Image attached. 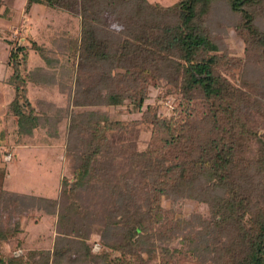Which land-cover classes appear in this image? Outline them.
<instances>
[{"label":"trees","instance_id":"16d2710c","mask_svg":"<svg viewBox=\"0 0 264 264\" xmlns=\"http://www.w3.org/2000/svg\"><path fill=\"white\" fill-rule=\"evenodd\" d=\"M36 3L81 15V42L72 55L33 38L11 47L14 140L33 141L38 125L57 136L69 108L54 112L40 97L38 111L28 83L67 86L70 96L76 58L78 73L102 69L106 93L94 103L132 100L150 133L140 148V120L127 124L98 109L72 113L73 174L57 196L6 189L1 159L0 202L19 216L5 221L0 206V264H170L183 257L264 264V0H27L26 9ZM6 6L0 0V15ZM221 26L241 37L242 55L232 53ZM31 50L43 63L30 66ZM164 84L181 95L178 115L161 116L152 104L142 109L151 85ZM189 199L204 209L184 213ZM33 212L53 215L55 233L23 237V253H7L2 242L18 239L22 216Z\"/></svg>","mask_w":264,"mask_h":264},{"label":"rangeland","instance_id":"374dc122","mask_svg":"<svg viewBox=\"0 0 264 264\" xmlns=\"http://www.w3.org/2000/svg\"><path fill=\"white\" fill-rule=\"evenodd\" d=\"M7 6L0 15V132L7 129V134L0 136V150H2L0 160L7 164L8 175L4 180L6 189H13L21 193H37L48 196H57L60 193L64 177L73 174V159L68 157L69 129L71 115L82 110L98 109L103 115L121 119L127 124H133V120H140L139 125L143 134L139 143L140 148L146 146L145 141L149 139L148 123L142 121L143 111L134 108L132 100L127 99L120 105H107L94 103L100 96H104L106 91L100 85L101 68H88L87 70H77L78 59L76 58L73 81L71 83V93L67 96V86L47 89L28 83L29 97L36 104L40 97L46 98L48 104L54 105V112L58 106L68 107V115L62 116L57 124V136H50L47 129L42 126L36 127V134L33 141L17 143V133L14 131L12 120L18 121V117L13 115L9 108V101L13 98V82L15 75L9 63L10 49L14 45L29 43L28 39L37 40L42 46L51 51L75 54L81 42V15L64 12L59 8L48 7L40 3L32 6L31 10L26 9L27 0H6ZM170 5L177 0H153ZM107 20L112 27L120 28L119 25L108 12L105 13ZM220 32L235 50L236 55H242L244 43L241 37L233 28L220 27ZM30 66L43 63L42 58L35 50H31L29 56ZM104 68L107 61L103 60ZM80 70V69H79ZM85 72L82 75V72ZM167 86L151 85L149 96L145 100L142 109H146L148 104H152L161 116L170 117L178 115L179 101L181 95L169 93ZM37 105L39 111V105ZM63 113V112H62ZM12 115V116H10ZM18 127V124H16ZM264 131V129H263ZM9 150H5L9 148ZM7 202V201H6ZM3 219L6 221L12 215V220L18 218L19 212L8 213L7 203H1ZM184 213H190L194 209H204L205 205L195 201L186 200L183 202ZM22 215L20 214V217ZM22 223L24 231L20 233L18 239L3 241L2 248L7 253L19 255L23 253V248L19 240L27 237L30 241L39 235H52L55 233V217L44 212H33L23 215ZM93 248L100 250L101 242L98 237L92 236ZM180 239L177 240L179 245ZM99 246V247H98ZM170 264H193L185 257Z\"/></svg>","mask_w":264,"mask_h":264},{"label":"built area","instance_id":"2783aa9c","mask_svg":"<svg viewBox=\"0 0 264 264\" xmlns=\"http://www.w3.org/2000/svg\"><path fill=\"white\" fill-rule=\"evenodd\" d=\"M99 247V246H98Z\"/></svg>","mask_w":264,"mask_h":264}]
</instances>
